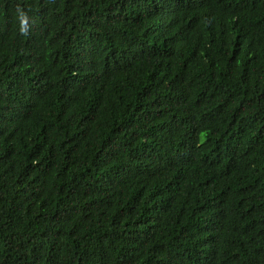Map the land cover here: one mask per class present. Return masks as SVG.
Listing matches in <instances>:
<instances>
[{"label":"trees","instance_id":"16d2710c","mask_svg":"<svg viewBox=\"0 0 264 264\" xmlns=\"http://www.w3.org/2000/svg\"><path fill=\"white\" fill-rule=\"evenodd\" d=\"M0 264H264V0H0Z\"/></svg>","mask_w":264,"mask_h":264}]
</instances>
